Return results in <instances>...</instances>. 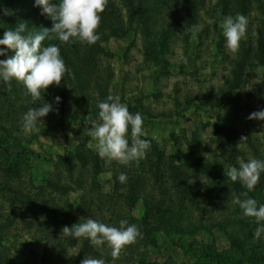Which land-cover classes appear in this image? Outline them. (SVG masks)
<instances>
[{
	"label": "rangeland",
	"instance_id": "374dc122",
	"mask_svg": "<svg viewBox=\"0 0 264 264\" xmlns=\"http://www.w3.org/2000/svg\"><path fill=\"white\" fill-rule=\"evenodd\" d=\"M110 1L120 10L123 34L112 25L114 34L107 31L96 42L99 51L88 53L90 64L82 71L66 66L68 74L54 85L65 91L51 94L52 85L33 101L22 82H0V264H81L84 258L251 264L245 259L255 247L264 254V234L257 238L256 229L239 221L244 215L233 201L243 199L246 188L227 171L238 160H264V121L248 119L264 110V63L257 51L264 0H248L244 14L235 0H161L129 27L121 0ZM156 3L146 0L147 7ZM237 14L248 24L245 39L232 50L221 22ZM150 44L156 59L148 56ZM109 95H119L130 113L143 117L142 138L151 149L139 162L106 163L87 135L92 123H102L98 104ZM45 102L53 111L38 131L25 133L23 115ZM157 152L165 155L159 165ZM122 172L125 183L118 179ZM248 196L264 204V174ZM164 215L171 218L164 225L171 234L160 224ZM86 218L114 227L127 220L142 238L113 256L107 244L97 247L62 233Z\"/></svg>",
	"mask_w": 264,
	"mask_h": 264
},
{
	"label": "clouds",
	"instance_id": "9594fccd",
	"mask_svg": "<svg viewBox=\"0 0 264 264\" xmlns=\"http://www.w3.org/2000/svg\"><path fill=\"white\" fill-rule=\"evenodd\" d=\"M108 0H35V6L42 10L53 21L51 29L43 28L33 34H25L27 25L19 24L14 29L4 32L0 38V82L10 84L13 79L22 82L32 97L38 100L42 92L45 94L49 86H59L68 69L61 56L60 48L50 44L43 46L42 42L51 39L52 33L61 42H82L89 45L101 39L98 31L102 13ZM4 14H11L4 9ZM248 19L243 14L235 17L226 16L221 22L226 46L235 50L245 39ZM9 50L14 55H9ZM56 105L61 103L59 96L54 98ZM99 118L102 123H92L90 130H86L90 138L96 140V148L100 158L106 163L116 161L122 165L139 162L146 158L151 149V142L143 139V117L137 112L130 113L126 104L121 103L119 95H109L106 100L98 104ZM53 111V104L45 102L39 107L30 108L22 117V130L33 133L43 124V118ZM248 119L264 121V110L250 114ZM130 133V139H129ZM246 139V138H243ZM237 166H230L227 176L231 181H239L247 191L237 197L233 203L238 205L245 217L254 218L257 224L255 235L257 238L264 234V204L248 196L253 191L264 174V160H238ZM118 179L125 183L126 173H120ZM71 227L65 226L62 233L74 238H85L91 245L103 246L107 244L112 249V255L117 256L127 245H131L142 238V233L135 224L129 225L127 220H121L119 227H114L96 219L86 218ZM81 264H105L103 259L84 258Z\"/></svg>",
	"mask_w": 264,
	"mask_h": 264
},
{
	"label": "trees",
	"instance_id": "16d2710c",
	"mask_svg": "<svg viewBox=\"0 0 264 264\" xmlns=\"http://www.w3.org/2000/svg\"><path fill=\"white\" fill-rule=\"evenodd\" d=\"M157 1L156 4H152L151 6L147 7L146 6V0H139L138 5H135V0H121L123 7L125 8L126 12V18H127V25L128 27L132 23V21L140 15L141 12H147L148 14L150 13L151 9L158 8L161 0H153ZM236 1V6L239 7V12L243 13L246 12V5L248 0H235ZM53 3L58 4L59 0H53ZM4 9L9 10L11 14L5 15L4 14ZM102 15V20L100 27L98 29L100 36L105 37L106 32L111 30V34H114L115 31L111 28L112 25L118 24L119 25V31L121 34H123V20L121 19V13L119 8L115 5L113 1L108 0L107 5L105 7L104 12L101 14ZM264 15V13H263ZM264 18V17H263ZM24 23L27 25V34H35L37 31L42 30L43 28H48L51 29L53 25V21L47 17L46 15L42 14V10L40 7L35 6V0H0V38L3 37V34L5 31L9 29H14L16 28L19 24ZM52 38L51 39H46L44 42H42L43 46H48L50 44L57 45L60 48L61 51V56L65 60L66 66L68 67H74L76 65L80 66V71H82V67L90 64L91 58H89V54L94 53L99 51V48L97 47V44H85V49L81 50V45L82 42L76 41V42H61L58 39L55 38V33L51 34ZM161 43H160V48L161 50L165 47V36L161 35ZM167 40V37H166ZM150 41H147L146 43L149 44ZM147 53L148 56L151 59H156V47L154 45H149L147 47ZM10 51V50H9ZM259 58L260 60L264 63V23L262 25V32L260 35V38L258 40V48H257ZM83 53V56L81 55ZM89 53V54H88ZM81 73V72H80ZM68 74V73H66ZM56 88V86H55ZM54 85L53 88L49 91V93L53 94L55 92H61V90L65 91V88L63 89H55ZM1 91V90H0ZM1 121V117H0ZM23 152H27L23 149ZM22 153V152H20ZM33 154V153H32ZM23 155V154H22ZM16 156V157H15ZM13 159L15 161L18 160L21 156L16 154ZM165 155H161V153H156L155 158H156V165H159L160 163H164L162 159L165 160ZM171 167V165H170ZM175 169V168H174ZM177 170V169H176ZM176 170L174 171L173 175L177 176ZM222 170V169H221ZM223 177L222 171L219 173ZM211 185V183H209ZM222 185H226L225 183ZM207 191L209 187L205 188ZM10 191V189H8ZM247 189H245L246 191ZM2 192H6V189H2ZM241 193V192H240ZM242 194V193H241ZM244 198V197H243ZM41 210L45 211L47 214L51 216H57V215H64V213H60L58 210L57 212L55 211L56 209L53 208H48V207H41ZM238 208H234L233 211L237 212ZM232 211V212H233ZM170 213L174 215V213L169 210L168 214L170 216ZM171 215V217H173ZM65 216L66 215L65 213ZM241 224L244 227H251L253 229L257 228V224L254 221V218H249V217H241L239 219ZM171 222V218L167 217L164 215L161 218L160 224L163 227V232L167 234H171L165 227L164 225L169 224ZM177 224V223H176ZM179 225V224H177ZM169 228V227H168ZM172 229H174V226H172ZM181 233L184 232V230L180 231ZM243 257H245L244 253L242 254ZM251 264H264V254L263 252L258 251V247H255L254 253L252 257H248L245 259ZM242 262V259H240ZM243 264V262H242Z\"/></svg>",
	"mask_w": 264,
	"mask_h": 264
}]
</instances>
